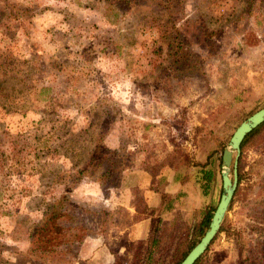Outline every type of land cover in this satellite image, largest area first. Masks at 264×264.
Wrapping results in <instances>:
<instances>
[{
	"label": "rangeland",
	"instance_id": "1",
	"mask_svg": "<svg viewBox=\"0 0 264 264\" xmlns=\"http://www.w3.org/2000/svg\"><path fill=\"white\" fill-rule=\"evenodd\" d=\"M7 1L0 0L1 238L24 244L42 201L59 191L54 173L85 161L102 127L109 144L123 142L137 157L138 165L106 202L113 211L128 212L129 222L106 239H89L74 264H145L147 244L136 242L146 240L153 216L159 217L155 210L151 217L131 215L132 203L142 210L146 198L160 207L176 195L174 209L160 218L177 229L206 202L216 207L222 155L216 143L224 149L236 127L264 106V0H187L175 24L167 20L171 10L162 0H135L125 11L122 1L10 0L12 7ZM201 23L216 43L197 48L206 57L204 73L185 88L165 85L167 94L156 92L154 80L170 62L167 42L174 27L187 35ZM105 107L106 121L100 115ZM39 139L50 154L43 171L37 167L30 176L9 169L11 160L38 163V153L30 152H42ZM174 151L194 164L213 152L215 161L220 158L209 194L192 176L198 164L191 166L190 180L179 184V162L165 164ZM238 161L240 182L224 229L200 264H238L256 256L264 262L258 254L264 246V130L244 146ZM73 197L92 208L105 199L91 180ZM175 228L151 264H174Z\"/></svg>",
	"mask_w": 264,
	"mask_h": 264
},
{
	"label": "trees",
	"instance_id": "2",
	"mask_svg": "<svg viewBox=\"0 0 264 264\" xmlns=\"http://www.w3.org/2000/svg\"><path fill=\"white\" fill-rule=\"evenodd\" d=\"M12 1L8 0L5 6L12 7L14 5ZM109 1L118 4L122 1L126 6L125 11L137 0ZM162 2L169 5L171 11L167 13V20L171 24H175L183 17L180 16L187 0H162ZM15 4L17 5V3ZM22 12L26 14V8H23ZM176 28L173 29L174 32L176 30L174 36L167 42L170 62L161 72H158L157 78L154 80L153 89L164 94L169 92L165 85L185 88L189 80L202 75L206 57L197 48L205 43L216 44L211 41L213 32L203 27L202 23L196 26L193 33L188 32L187 35L182 33V29L178 30ZM100 115L105 117L104 120L106 121V117H109L110 112L105 107L100 111ZM102 129L100 127L99 131L95 133L91 149H89L85 161L73 164L69 169L63 165V168L54 173L52 184H55L59 191L52 198L46 197L42 201L43 206L36 218L37 222L24 244L9 243L3 240L0 235V264H74L79 259L82 249L89 239L98 236L106 239L115 227L120 228L129 222L125 220L126 217H129L128 212L123 208H120V210H123L122 212L113 211L106 202L111 193L121 187L125 175L138 165L137 157L123 142H119L117 145L109 144L105 140V133L102 132ZM263 130L264 122L251 130L241 142V151L248 142L255 136L260 135ZM42 145V139H39L38 148L42 152L36 151V149L30 152L38 153L36 156L38 163L31 160L27 162L18 161L19 164L17 165L16 162L12 163L11 160L8 165L9 169L13 168L14 172H22L30 176L34 175L33 171L37 167L42 172L43 168L47 166V159L50 155L44 154ZM216 147L222 152L223 144L221 141L216 143ZM174 152L173 156L165 160L166 165L179 162L176 165L183 171H187L193 165H200V179L203 181L201 184L204 189H209L216 181L220 169L219 162L216 164V161H219L220 158L215 161L214 152L207 155L205 162H197L196 164L187 158L181 159L182 154H180V151ZM20 157L19 154H16L15 158L19 159ZM239 166L240 162L238 161V183L240 182ZM84 180L93 181L101 191L103 198H105L104 203L101 202L99 207L92 208L73 197L78 186ZM143 206L146 207L144 203ZM145 207L141 210L137 206V209L141 210L140 212L143 214L144 212L152 213L154 211L148 207L145 209ZM214 210V205L206 204L193 220L184 222V226L180 229L175 228L174 223H167L162 218H157L146 240H137L136 242V244L141 245L145 241V244H147L146 253L143 256L147 259L145 264L152 263L153 257L161 250V246L167 240V231L172 230L173 227L176 229H174V232L179 237L174 250V264H179L205 233ZM223 229L224 227L221 226L219 232ZM259 251L260 256L264 255V246ZM140 254L141 250L139 249L136 255ZM202 258L203 254L193 264H200ZM238 264H264V262H261L256 256L255 258H241Z\"/></svg>",
	"mask_w": 264,
	"mask_h": 264
},
{
	"label": "water",
	"instance_id": "3",
	"mask_svg": "<svg viewBox=\"0 0 264 264\" xmlns=\"http://www.w3.org/2000/svg\"><path fill=\"white\" fill-rule=\"evenodd\" d=\"M262 122H264V106L243 120L232 133L221 155V195L209 226L179 264H193L205 252L219 232L238 184L237 163L241 152V142L251 130Z\"/></svg>",
	"mask_w": 264,
	"mask_h": 264
},
{
	"label": "crops",
	"instance_id": "4",
	"mask_svg": "<svg viewBox=\"0 0 264 264\" xmlns=\"http://www.w3.org/2000/svg\"><path fill=\"white\" fill-rule=\"evenodd\" d=\"M191 169H192V167H190L187 171H183V170H177L176 171V177H177V180H178V182H179V184H182V185H185L189 180H190V176H191V174L190 173H192V171H191ZM185 172V173H184ZM130 173H132V171L131 172H129V173H127L126 175H125V178H124V180L126 179V177L128 176V175H130ZM190 175V176H189ZM200 172H199V170H196V171H194L193 173H192V176H195V178H196V180H198L199 181V186L201 187V189L204 191V192H206L207 194H209V192L210 191H212V188H213V186H214V184H216V181H217V179H216V181L209 187V189H204L203 188V186H202V180L200 179ZM123 180V183L125 182ZM130 189V193H133V190H131V188H129ZM126 190V189H125ZM177 200H176V195H173V196H171L169 199H166L163 203L160 201L159 203H160V207H155V206H153V205H150L148 202H147V199L146 198H144L143 199V203L146 205V207L145 206H143V207H145V209L148 207V208H151V209H153V210H155L156 212H157V214H158V217L160 218V217H163V219H164V215H165V213L166 212H168V211H171V210H173L174 209V207H175V202H176ZM162 203V204H161ZM209 203V202H208ZM207 202H206V204H208ZM136 202L133 204L132 203V207L135 209V211H134V213H131V215H139L140 216V214H143V213H141L137 208H136ZM205 204V205H206ZM204 205V206H205ZM204 206H202V207H200L198 210H197V214H199V212H200V210H202V208L204 207ZM127 208H128V206H126ZM129 209V208H128ZM146 211V210H145ZM146 215H149L150 217L151 216H153L152 215V213L151 212H148V213H146ZM197 216V215H196ZM196 216H193V217H191V218H188L186 221L187 222H190L191 220H193L194 219V217H196ZM146 218H147V216H145V217H138L137 218V221H135L134 223H136V222H138V221H140V220H146ZM156 219H157V217L155 218V216H153V221H152V224L150 225V228L152 229V226H153V224H154V222L156 221ZM133 223V224H134ZM132 224V225H133ZM150 229V230H151Z\"/></svg>",
	"mask_w": 264,
	"mask_h": 264
}]
</instances>
